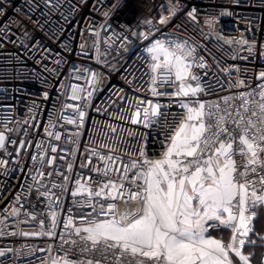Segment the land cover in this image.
<instances>
[{
  "label": "built area",
  "instance_id": "obj_1",
  "mask_svg": "<svg viewBox=\"0 0 264 264\" xmlns=\"http://www.w3.org/2000/svg\"><path fill=\"white\" fill-rule=\"evenodd\" d=\"M157 42L194 49L189 71L199 80L184 83L202 92L169 95L180 82L152 71ZM262 71L264 0H0V264L61 260L65 241L79 242L81 218L101 205L115 210L100 218L131 216L140 203L127 191L112 200L104 185H127L123 166L130 179L141 150L150 159L163 151L162 118L149 115L156 122L145 127L144 110L159 105L172 120L189 99L223 105L264 88ZM70 259L117 264L111 253ZM141 259L153 264H131Z\"/></svg>",
  "mask_w": 264,
  "mask_h": 264
},
{
  "label": "snow or ice",
  "instance_id": "obj_2",
  "mask_svg": "<svg viewBox=\"0 0 264 264\" xmlns=\"http://www.w3.org/2000/svg\"><path fill=\"white\" fill-rule=\"evenodd\" d=\"M146 22L151 24L150 20ZM148 51L154 73L163 69L169 76L174 74L171 83L180 82L177 91L169 95L189 97L203 91L198 84L193 87L184 83L187 78L199 80L189 71L194 49L157 42ZM198 66L204 67L203 63ZM259 77L264 78V71ZM153 94L162 95L155 89ZM222 101L223 105L189 99L181 103L186 111L172 120L159 110V105L153 106L150 114L145 109V127L156 122L149 115L162 118L163 151L159 158L150 159L141 150L140 159L131 162L135 171L130 179L129 166H123L127 185L113 181L104 185L116 191L112 200L127 191L140 208L131 216L100 218L114 212L115 205L109 203L107 207L101 205L96 218L82 217L86 226L75 229L79 242L65 241L71 247L52 264H101L99 259L71 260L74 250L80 254L98 253L105 260L111 253L117 264L124 260L131 264L137 257L153 264H250L249 255L242 249L246 242L256 243L249 238L256 216L252 209L264 207V88L223 97ZM136 116H140L139 111ZM4 140L0 134V147ZM237 156L241 157L240 163ZM53 221L55 227V216ZM220 226L231 231L227 241L208 234L210 227ZM260 239L264 246V236ZM137 264L146 261L137 260Z\"/></svg>",
  "mask_w": 264,
  "mask_h": 264
},
{
  "label": "crops",
  "instance_id": "obj_3",
  "mask_svg": "<svg viewBox=\"0 0 264 264\" xmlns=\"http://www.w3.org/2000/svg\"><path fill=\"white\" fill-rule=\"evenodd\" d=\"M254 231L249 233V238L256 241L255 244L246 242L242 252L249 255L250 264H264V246L261 244V236H264V207H260L253 220ZM208 234L215 238H222L227 241L231 235V231L224 229L220 231H208ZM52 264V262L50 263Z\"/></svg>",
  "mask_w": 264,
  "mask_h": 264
}]
</instances>
